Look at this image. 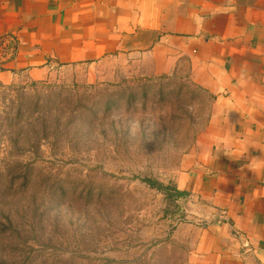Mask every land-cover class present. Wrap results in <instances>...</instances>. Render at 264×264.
<instances>
[{
  "label": "rangeland",
  "instance_id": "obj_1",
  "mask_svg": "<svg viewBox=\"0 0 264 264\" xmlns=\"http://www.w3.org/2000/svg\"><path fill=\"white\" fill-rule=\"evenodd\" d=\"M109 59L0 82V264H187L175 186L212 97Z\"/></svg>",
  "mask_w": 264,
  "mask_h": 264
},
{
  "label": "crops",
  "instance_id": "obj_2",
  "mask_svg": "<svg viewBox=\"0 0 264 264\" xmlns=\"http://www.w3.org/2000/svg\"><path fill=\"white\" fill-rule=\"evenodd\" d=\"M109 59L212 97L174 178L187 264H264V0H0V82Z\"/></svg>",
  "mask_w": 264,
  "mask_h": 264
},
{
  "label": "trees",
  "instance_id": "obj_3",
  "mask_svg": "<svg viewBox=\"0 0 264 264\" xmlns=\"http://www.w3.org/2000/svg\"><path fill=\"white\" fill-rule=\"evenodd\" d=\"M144 182L149 184L150 187L156 188L159 191H162L166 194L167 198H172L174 200H180V196L184 194V192H180L175 186L164 185L163 183H160L158 181H155L151 178H145Z\"/></svg>",
  "mask_w": 264,
  "mask_h": 264
}]
</instances>
